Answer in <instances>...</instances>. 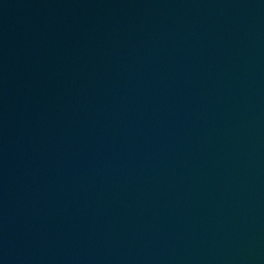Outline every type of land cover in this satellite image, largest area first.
Masks as SVG:
<instances>
[{"label": "water", "instance_id": "obj_1", "mask_svg": "<svg viewBox=\"0 0 264 264\" xmlns=\"http://www.w3.org/2000/svg\"><path fill=\"white\" fill-rule=\"evenodd\" d=\"M0 264H264V0H0Z\"/></svg>", "mask_w": 264, "mask_h": 264}]
</instances>
